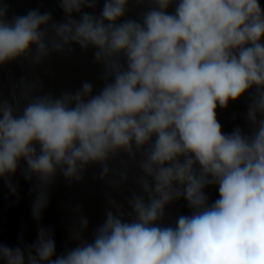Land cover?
I'll return each instance as SVG.
<instances>
[{
  "label": "clouds",
  "instance_id": "clouds-1",
  "mask_svg": "<svg viewBox=\"0 0 264 264\" xmlns=\"http://www.w3.org/2000/svg\"><path fill=\"white\" fill-rule=\"evenodd\" d=\"M59 2L66 15L61 23L38 9L9 20L7 6L0 4V67L27 57L38 65L76 44L95 49V61L111 82L95 95L85 82L74 93L37 96L19 115L0 101V179L15 195L10 177L21 160L26 162L25 178L37 181L32 212L39 221L58 172L80 182L86 168L98 164L104 180L108 161L121 151L133 160L142 152L138 183L147 203L141 196L130 199V220L108 210L92 241L76 235L78 246L63 255H56L51 230L41 227L36 243L26 249L0 244V261L264 264V11L259 0H150L152 7L140 21L122 20L129 0H104L99 16L82 12L94 9L97 0ZM253 88L247 111L252 134L240 128L224 134L217 107ZM209 185L219 192L211 204L204 191ZM181 197L192 214L179 216L175 226L162 225L165 207ZM80 224L86 229L87 218L81 216Z\"/></svg>",
  "mask_w": 264,
  "mask_h": 264
}]
</instances>
